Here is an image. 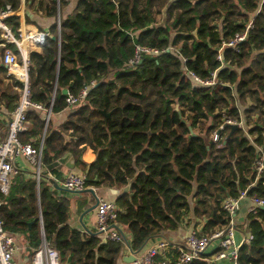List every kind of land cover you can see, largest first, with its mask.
<instances>
[{
    "label": "trees",
    "instance_id": "1",
    "mask_svg": "<svg viewBox=\"0 0 264 264\" xmlns=\"http://www.w3.org/2000/svg\"><path fill=\"white\" fill-rule=\"evenodd\" d=\"M25 3L26 23H35L33 14L51 18L47 27L37 25L50 36L37 49H27L30 101L44 109L28 108L30 127L20 134L34 145L44 134L42 178L37 184L31 172L12 175L8 193L0 194V218L9 233L25 238L29 257L44 239L57 250L59 264L122 259L123 243L69 225L68 193L46 179L48 172L62 176L58 159L66 153L86 177L81 192L101 186L122 190L115 199L116 222L129 232L132 251L177 229L187 216L188 222L190 216L203 218L201 234L224 227L222 202L243 190L264 198L262 181L251 185L257 146H264L259 123L264 120V0H77L68 13L63 9L69 0ZM5 4L17 10L20 0H0V7ZM159 16L165 18L162 24ZM7 23L18 36L19 16L11 15ZM244 32L239 51L225 48L221 64L218 47ZM0 42V107L9 116L22 82L8 73L2 57L6 50L20 52L15 44ZM136 46L159 53L141 52L129 65ZM213 71L228 85L202 86L188 73L208 79ZM85 87V97L68 107L63 89L77 95ZM236 102H246L247 119L256 114L247 131L250 139L239 127L228 137L226 126L224 138L214 142L208 135L224 116L221 109L239 118ZM48 108L49 119L69 113L59 125L49 120L45 127L42 111ZM86 146L95 154L88 169L81 159ZM246 219L252 240L239 247L238 262L264 264V209ZM206 257L188 264H211Z\"/></svg>",
    "mask_w": 264,
    "mask_h": 264
},
{
    "label": "built area",
    "instance_id": "2",
    "mask_svg": "<svg viewBox=\"0 0 264 264\" xmlns=\"http://www.w3.org/2000/svg\"><path fill=\"white\" fill-rule=\"evenodd\" d=\"M15 13L16 10L10 4H5L0 7V37L7 42L15 44L20 52L19 56H17L11 50H6L2 57V62L7 66L8 73L22 82L19 101L7 120L8 127L6 134L2 137L0 136V194L2 195L8 193L12 175L21 171L15 161L19 156L24 157L30 164L31 175L37 184L40 178H42L44 134L37 139L36 145L32 142H23L20 139V134L28 129V120L26 117L28 108L44 109L40 104L30 101L31 92L29 90L27 42H29L30 46H39L50 36V33L48 29L23 30L19 27L17 29L18 36H15L12 33L10 25L7 23V18ZM249 27H251L250 22L247 25V28ZM245 38L246 32L236 34L228 41H223L217 49L216 59L221 64L224 63L223 50L225 48H231L234 52H238V43L244 41ZM1 45L3 44L1 43ZM141 52H147L153 55L159 53L157 49L136 46L134 57L129 60V65H134L140 60ZM19 60L21 61L20 63ZM19 69H22V71ZM188 73L194 81L202 86L214 87L216 85H228L217 80L216 71H213L211 77L208 79H201L193 72ZM93 84L94 82H92ZM229 86L232 87L231 85ZM88 89V87L81 89L77 95L67 93L65 99L66 105L70 107L79 103L85 97ZM232 96L237 99L234 90ZM235 105L239 108L237 104ZM45 111L50 115V108ZM3 112L5 113V110ZM221 113L224 115L222 120L210 134L212 135V140L216 143H220L224 138L223 130L226 126L236 125L241 129L245 128L241 109H239L240 116L238 119L226 116V108L221 109ZM252 171L255 177L251 185L256 184L260 180L264 184V146H257V154L252 164ZM46 179H52L49 173H47ZM85 182L86 177L84 174L68 171L63 177L62 187L74 191L71 193H80L85 188ZM244 199L248 201L246 213L255 214L259 208L264 206L263 197L256 195L249 196L246 190H243L237 197H227L222 202V208L227 213V223L224 227L205 234L192 230L182 243H170L167 239L160 238L147 246L146 250L140 252L130 249L128 245L130 237H127L126 232L122 229L123 227L116 222L119 210L116 203L114 201L97 199L94 231L104 240L123 243L129 253L136 257L131 264H188L192 260L201 259L202 255H206L207 248L212 242H216L215 251L212 253L211 259L206 257L204 258L205 260L211 263V261L227 259L230 261V264H239V247L243 243H249L252 240V235L249 232L248 235L246 232L242 233L239 241L236 239V215ZM85 233L88 232L85 231ZM16 250L17 245L14 235L4 228L3 220L0 218V264H15L14 254ZM32 264H59L57 250L43 239L42 244L33 254Z\"/></svg>",
    "mask_w": 264,
    "mask_h": 264
},
{
    "label": "crops",
    "instance_id": "3",
    "mask_svg": "<svg viewBox=\"0 0 264 264\" xmlns=\"http://www.w3.org/2000/svg\"><path fill=\"white\" fill-rule=\"evenodd\" d=\"M77 0H69L68 5L63 9V12L68 13L71 11L73 8L75 2ZM23 0H20V5L19 8L16 10V15L19 16L20 18V28L23 30H40L37 28V25L47 27L51 23V18L45 17L43 15H38V14H33L31 17V20H33L35 23L28 24L25 22L24 18V9H25V4H23ZM1 38V37H0ZM28 49H37L36 47L30 46L29 42H27ZM1 42H0V47H1ZM5 110V113L3 112ZM66 110L63 112L55 115L56 121L53 122L55 126L59 125L64 119H65V113ZM50 117V115H49ZM8 111L4 106L1 105L0 107V136H4L7 131V120H8ZM30 127L29 121H28V128ZM32 140V139H31ZM35 140V139H33ZM67 140H69L67 138ZM70 154V153H67ZM71 155V154H70ZM95 157V154L93 153L92 149L89 146H86L85 149L82 152L81 159L86 162L88 165L93 161ZM74 158V157H73ZM16 164L20 167L21 171H27L31 172V166L27 162V160L19 156L15 159ZM62 171V176L60 178H57L55 175L51 174L50 172V178L56 181V183L59 186H62V180L64 175L68 171H72L74 173H81L80 169L75 165L74 169H68L64 165H62L61 169ZM20 171V172H21ZM52 185V183H50ZM52 187H54L52 185ZM93 193L90 192H80V193H71V192H66L67 197L70 201V206H69V212H68V223L74 228L79 229L82 232H90L95 230V222H96V215H95V208L91 209V207L96 203L97 199H103V200H108V201H114L117 198V196L121 193V189L116 188V187H92ZM93 195V196H92ZM241 203L242 208L244 209L243 214L238 212L236 215V223H237V232H236V239L237 241L240 240L242 233L247 232V219H246V207L248 206V201L247 199H244ZM191 221L186 220L175 230H166L163 231L162 234H159L153 238H151L145 245V247L141 250L144 251L147 249V246H149L151 243L155 242L156 240L160 238H165L167 239L170 243H182L184 242L185 238L189 235V233L192 230L199 231L201 230L202 227V220L200 218H193L190 216ZM241 220V221H240ZM123 230L126 232L127 237H130L129 232L127 229L122 226ZM14 238H15V243L17 245V250L14 254V262L15 264H32V257H29L28 252H27V241L21 234L14 233ZM43 241V240H42ZM215 251L212 250L210 252L206 251V255L208 259H211L212 253ZM130 255L129 251L127 248L124 246V249L122 251V257ZM119 264H131L124 262L122 259L119 261ZM211 264H230V261L227 259H220L217 261H211Z\"/></svg>",
    "mask_w": 264,
    "mask_h": 264
},
{
    "label": "water",
    "instance_id": "4",
    "mask_svg": "<svg viewBox=\"0 0 264 264\" xmlns=\"http://www.w3.org/2000/svg\"><path fill=\"white\" fill-rule=\"evenodd\" d=\"M193 34L195 35L196 34V31L194 30L193 31ZM54 38V37H53ZM67 89H63L62 93L63 94H67ZM102 113H105L104 110H101ZM107 116H108V113H105ZM49 114L46 113V115L44 116V119L46 120L48 118ZM46 127V125H45ZM230 127V130H229V133H228V137L233 133L234 130H236L237 126L236 125H229ZM58 163L64 165L66 168L68 169H74L75 167V160L73 158L72 155L70 154H64L62 155L59 159H58ZM89 168V165L87 166V169ZM50 183H52V185L58 189H62V190H66L67 192H74V191H70L62 186H59L55 180L53 179H49ZM126 190V189H125ZM90 192L93 193V189L91 188L90 189ZM96 206V203L91 207V209L95 208ZM261 209H264V206L261 207ZM32 222H29V226L31 225ZM43 233V232H42ZM135 255L133 254H130V255H127V256H123L122 257V260L124 262H127V263H132L134 260H135Z\"/></svg>",
    "mask_w": 264,
    "mask_h": 264
},
{
    "label": "rangeland",
    "instance_id": "5",
    "mask_svg": "<svg viewBox=\"0 0 264 264\" xmlns=\"http://www.w3.org/2000/svg\"><path fill=\"white\" fill-rule=\"evenodd\" d=\"M25 2H26V0H24V2H23V4H25L24 15H25V11L28 9V7H26V3H25ZM45 17H46V16H45ZM164 19H165L164 16H159V20H160V23H161V24L164 22ZM254 56H255V53H252V54H251V57H250L249 59L246 60V63L248 64L249 61H251V59H252ZM235 70H236L238 73L240 72V69H239V68H235ZM235 104H237V105L239 106V109H241V110H242L243 106L246 107V106H245V105H246V102H245V104H244L243 106H241L239 102H236ZM247 104H249V103H247ZM43 112H44V115H46V112H45V111H42V114H43ZM68 113H69V109L66 110V112L64 113V114H65V119H66ZM252 115H254V116H252ZM252 115H251V117H250L249 119H247L246 115L243 114V120H244L245 128L242 129V130H243L244 135H246V136H248V132H247L248 129H249L250 127H252V125H253V123H252V122H253V117L256 118L255 114H252ZM65 119H64V120H65ZM49 120H50L51 122H52V121L55 122V121H56V117L53 116V117H51L50 119H49V117H48V120H47V121L45 120V125H47V123H48ZM221 120H222V119H221ZM259 123H260L261 125H263V129H264V120H263V118L259 120ZM247 127H248V128H247ZM210 134H211V133H210ZM210 134H209L208 136H209L210 139H212V135H210ZM248 138H249V136H248ZM251 138H252V137H251ZM249 139H250V138H249ZM242 204H243V203H241V206H242ZM241 206H240L239 212L243 214L244 209H243ZM186 218L189 219V216H187ZM200 220H202V223H203V218H200ZM240 221H241V220H240ZM246 234L248 235V231L246 232ZM215 247H216V242H212V243L210 244V246L207 248V252H210V251L214 250Z\"/></svg>",
    "mask_w": 264,
    "mask_h": 264
},
{
    "label": "bare ground",
    "instance_id": "6",
    "mask_svg": "<svg viewBox=\"0 0 264 264\" xmlns=\"http://www.w3.org/2000/svg\"><path fill=\"white\" fill-rule=\"evenodd\" d=\"M20 71H22V69H19Z\"/></svg>",
    "mask_w": 264,
    "mask_h": 264
}]
</instances>
